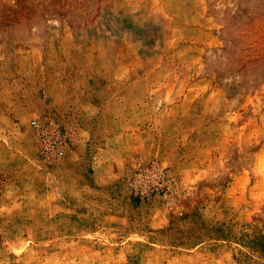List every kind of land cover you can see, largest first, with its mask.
I'll use <instances>...</instances> for the list:
<instances>
[{
    "label": "rangeland",
    "instance_id": "1",
    "mask_svg": "<svg viewBox=\"0 0 264 264\" xmlns=\"http://www.w3.org/2000/svg\"><path fill=\"white\" fill-rule=\"evenodd\" d=\"M0 264H264V0H0Z\"/></svg>",
    "mask_w": 264,
    "mask_h": 264
},
{
    "label": "built area",
    "instance_id": "2",
    "mask_svg": "<svg viewBox=\"0 0 264 264\" xmlns=\"http://www.w3.org/2000/svg\"><path fill=\"white\" fill-rule=\"evenodd\" d=\"M31 126L33 127V128H38V124L35 122V121H33L32 123H31ZM60 145H61V142L60 141H56L55 143H53V146H54V150L57 152L58 151V149H60ZM41 153L43 154V155H45L42 151H41Z\"/></svg>",
    "mask_w": 264,
    "mask_h": 264
}]
</instances>
